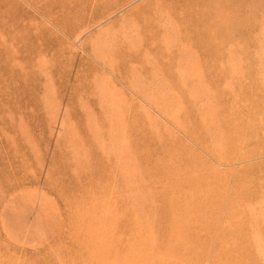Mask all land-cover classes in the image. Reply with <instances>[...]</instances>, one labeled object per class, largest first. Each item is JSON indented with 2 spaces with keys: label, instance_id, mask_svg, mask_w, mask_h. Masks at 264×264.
Wrapping results in <instances>:
<instances>
[{
  "label": "rangeland",
  "instance_id": "rangeland-1",
  "mask_svg": "<svg viewBox=\"0 0 264 264\" xmlns=\"http://www.w3.org/2000/svg\"><path fill=\"white\" fill-rule=\"evenodd\" d=\"M0 264H264V0H0Z\"/></svg>",
  "mask_w": 264,
  "mask_h": 264
},
{
  "label": "bare ground",
  "instance_id": "bare-ground-1",
  "mask_svg": "<svg viewBox=\"0 0 264 264\" xmlns=\"http://www.w3.org/2000/svg\"><path fill=\"white\" fill-rule=\"evenodd\" d=\"M84 36V35H83ZM82 37V36H81ZM78 43V42H77ZM80 49V48H79ZM82 51V50H81ZM25 84V83H24ZM198 100V99H197ZM148 106V105H147ZM172 126V125H171ZM183 135V134H182ZM88 143V142H87ZM192 143V142H191ZM204 151V150H203ZM241 158V157H240ZM116 160V159H115ZM251 162V161H250ZM232 167V166H231ZM209 181V180H208ZM129 187V186H128ZM210 188V187H209ZM250 206V205H249ZM248 206V207H249ZM109 221V220H108ZM197 222V221H196ZM258 238V237H257ZM216 241H217V239H216ZM262 250V249H261Z\"/></svg>",
  "mask_w": 264,
  "mask_h": 264
}]
</instances>
